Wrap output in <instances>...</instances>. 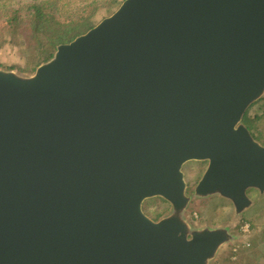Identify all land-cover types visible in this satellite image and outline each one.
<instances>
[{
  "label": "water",
  "instance_id": "95a60500",
  "mask_svg": "<svg viewBox=\"0 0 264 264\" xmlns=\"http://www.w3.org/2000/svg\"><path fill=\"white\" fill-rule=\"evenodd\" d=\"M263 97L264 0H124L32 75L0 69V264H209L232 236L188 224L183 170L250 207Z\"/></svg>",
  "mask_w": 264,
  "mask_h": 264
},
{
  "label": "rangeland",
  "instance_id": "374dc122",
  "mask_svg": "<svg viewBox=\"0 0 264 264\" xmlns=\"http://www.w3.org/2000/svg\"><path fill=\"white\" fill-rule=\"evenodd\" d=\"M41 0H11L0 1V10L16 9L21 5L37 3ZM92 0H73V6H82ZM101 2L102 0H97ZM104 11L95 19L99 23L106 18ZM0 48V69L13 71L21 76H30L21 72L25 65V58L19 54V49L24 48L22 37H18V43H9L6 39ZM259 102V101H258ZM264 104V97L260 102L248 111L249 117H254ZM206 168V163H188L184 167L185 181L187 182L186 194L191 198L185 211V219L195 229L203 228H227L232 240L224 244L215 258L209 264H264V193L252 190L247 192L251 200V206L240 215H236L231 203L219 196L204 199L194 198L193 189ZM171 211L170 205L160 199L154 198L145 201L143 212L152 220L161 219ZM160 215V216H158ZM244 226H248V232H244ZM256 240L254 248L250 247L251 240ZM237 253L230 261L227 260L229 252Z\"/></svg>",
  "mask_w": 264,
  "mask_h": 264
},
{
  "label": "trees",
  "instance_id": "16d2710c",
  "mask_svg": "<svg viewBox=\"0 0 264 264\" xmlns=\"http://www.w3.org/2000/svg\"><path fill=\"white\" fill-rule=\"evenodd\" d=\"M72 1L41 0L16 9L0 10V48L5 39L9 43L17 44L18 37L21 36L24 42V48L19 49V54L25 58L21 72L32 74L39 65L53 57L59 45L68 44L93 28L100 12L104 11L108 17L124 0H92L78 7L73 6ZM248 111L243 118V124L252 138L264 146V104L253 118L248 116ZM256 244V240L252 239L250 247L254 248ZM236 255L235 252H229L227 260L230 261Z\"/></svg>",
  "mask_w": 264,
  "mask_h": 264
},
{
  "label": "built area",
  "instance_id": "2783aa9c",
  "mask_svg": "<svg viewBox=\"0 0 264 264\" xmlns=\"http://www.w3.org/2000/svg\"><path fill=\"white\" fill-rule=\"evenodd\" d=\"M245 228H244V232H248V226H244Z\"/></svg>",
  "mask_w": 264,
  "mask_h": 264
}]
</instances>
